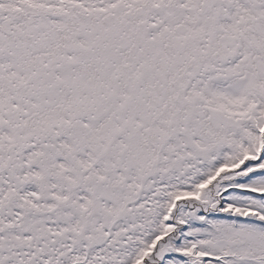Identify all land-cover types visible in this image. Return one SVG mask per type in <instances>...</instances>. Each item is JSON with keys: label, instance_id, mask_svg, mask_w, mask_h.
I'll use <instances>...</instances> for the list:
<instances>
[{"label": "snow or ice", "instance_id": "snow-or-ice-1", "mask_svg": "<svg viewBox=\"0 0 264 264\" xmlns=\"http://www.w3.org/2000/svg\"><path fill=\"white\" fill-rule=\"evenodd\" d=\"M0 264H264V0H0Z\"/></svg>", "mask_w": 264, "mask_h": 264}]
</instances>
